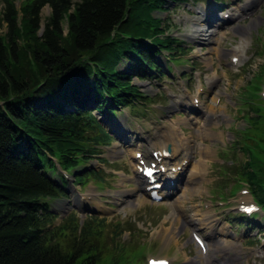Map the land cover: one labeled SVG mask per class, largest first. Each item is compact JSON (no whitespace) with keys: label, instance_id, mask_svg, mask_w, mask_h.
<instances>
[{"label":"trees","instance_id":"16d2710c","mask_svg":"<svg viewBox=\"0 0 264 264\" xmlns=\"http://www.w3.org/2000/svg\"><path fill=\"white\" fill-rule=\"evenodd\" d=\"M182 1L20 0L17 7L16 0H2L0 264H128L118 244L106 245L93 230L103 220L81 221L73 210L53 224L58 215L52 201L69 197L57 168L86 183L76 170L100 153L96 145L112 139L95 112L106 106L115 114L119 106L145 100L133 77L162 74L156 55L180 49L153 14ZM257 88L251 85L245 95L251 116L238 141L244 139L249 160L237 178L250 182L264 207V115L254 106L262 103ZM88 175L99 178L93 170Z\"/></svg>","mask_w":264,"mask_h":264},{"label":"rangeland","instance_id":"374dc122","mask_svg":"<svg viewBox=\"0 0 264 264\" xmlns=\"http://www.w3.org/2000/svg\"><path fill=\"white\" fill-rule=\"evenodd\" d=\"M199 1L168 2V9L154 12V17L164 22V34L176 38L180 43L174 45H180V49L171 55L166 51L156 55L164 67L162 74L133 77V83L147 96L145 100L130 107L119 106L115 114L109 113L106 106L101 114L95 112L100 124L114 135L113 140L107 145H96L100 153L89 157L76 170V174L87 177L86 184H77L74 174H66L69 197L51 203V210L58 215L54 225L75 209L80 211L77 216L81 221L89 218L87 214L95 216L96 221L103 220L101 224L95 223L93 230L99 229L106 245L118 244L120 253L128 256V264H146L148 257H165L172 264H193L194 260L196 264H205L204 255L192 238L194 229L212 238V248L216 241L235 246L238 264H264V212L257 210L254 221L246 226L244 222L240 224L242 217L236 211L241 201L252 202L245 186L247 183L251 187L250 182L237 178L241 165L249 160V154L241 149L244 139L240 142L238 137L251 116L246 104L249 100L245 98L248 92L252 93L251 85L258 87L253 91L262 103L256 102L254 106L261 107L264 115V70L260 69L264 62V0H257L253 8L249 6L252 0H222L228 4L235 1L236 5L231 4L234 6L229 9L236 14L245 11V16L240 21L241 15H232L238 22L228 27L225 24L220 30H216V25L221 21L212 22L214 17L209 15L216 10V0ZM248 2L245 9L243 5ZM19 4L20 0H16L17 7ZM2 6L0 0V11ZM48 13V6H44L42 17ZM204 16L209 18V23L201 20ZM196 27L202 28V35L193 36ZM210 36L214 39L210 40ZM233 54L237 60H233ZM120 70H125L124 63ZM194 96L202 104L197 115L188 109ZM112 124L130 130V145L118 141L111 130ZM198 128L204 129L205 135L200 136ZM174 130L194 153L189 155L191 160L178 190H165L170 195L160 202H152L140 192L141 188L135 190L139 177L134 172L133 152L137 150L149 156V143L163 140L166 132ZM182 138H177L178 142ZM182 150L186 154L187 145L183 144L179 153ZM200 150H204L202 154ZM181 157L172 161H180ZM90 170L96 171L99 178L89 176ZM236 170L238 173L234 174ZM219 186H223L222 196L228 197L226 202H219L223 198L215 192ZM234 190L235 194L231 195ZM85 207L92 212L83 213ZM205 214L214 219V228L200 223ZM117 224H120L118 228ZM139 253L141 256L134 262Z\"/></svg>","mask_w":264,"mask_h":264},{"label":"bare ground","instance_id":"6f19581e","mask_svg":"<svg viewBox=\"0 0 264 264\" xmlns=\"http://www.w3.org/2000/svg\"><path fill=\"white\" fill-rule=\"evenodd\" d=\"M256 1L257 0H252L251 1V3L249 4V2L248 3H246L245 5H243L244 7H245V9H247L248 8V4H249V6H251V8H253L254 7V5H255V3H256ZM206 15V14H205ZM233 17V16H232ZM203 22H204V24H207V23H209V18L207 17V16H204V18H202L201 19ZM201 20H199V21H201ZM198 21V22H199ZM245 31V30H244ZM200 32H202V28H200V27H196L195 28V30H194V32H193V36H194V34L195 33H198V34H201L202 35V33H200ZM215 32V31H214ZM214 32H213V34H214ZM210 40H213L214 39V37L213 36H210V38H209ZM218 50V49H217ZM232 56H237L236 54H233ZM213 82V81H212ZM211 108H212V106H211ZM210 122V121H209ZM198 129H200V130H198V134L200 135V136H203V135H205V132H204V129L202 130V128H198ZM197 130V129H196ZM208 135V134H207ZM165 136H166V140L165 141H163L161 144H159L158 142H156L155 144H157V145H154V148H153V150H160V151H163L164 149H166V145H167V143L168 142H170L171 143V145H172V149H171V153H170V157L172 158V157H174V156H177L178 154H180L179 153V148L180 147H182L183 146V144H185V145H187V152H186V154H184V156H183V158H182V161H181V164L180 163H176V164H171L172 166L169 168V169H172V167H175V170L176 171H174V172H169V173H167V174H165L164 176H166V175H168V176H173V177H176L179 173H178V171H177V169H176V167L178 166V165H181L182 166V162H183V159H187L188 160V162H189V160L191 159L190 158V156L189 155H192L191 154V151L190 150H192V153H193V149L192 148H190L189 147V145H188V143L187 142H184L183 140V138H182V136H179L178 135V133H177V130H174L173 132H169V134H166L165 133ZM182 138V140L180 141V142H178V140H177V138ZM171 139H173V140H171ZM176 142H178V143H176ZM205 146V145H204ZM206 149V148H205ZM208 149V148H207ZM152 150V151H153ZM115 151V153H116V149L114 150ZM202 151H204V150H202ZM201 150H200V153L202 154L203 152H202ZM208 151V150H207ZM210 151V150H209ZM136 152H134V154H135ZM210 153H211V151H210ZM209 153V154H210ZM199 161V160H198ZM137 163H138V161H137ZM161 163H166V161L165 160H162V162ZM203 165V164H202ZM183 167V166H182ZM136 171H137V169H136ZM200 173V172H199ZM136 174L138 175V172H136ZM196 175V174H195ZM138 180H137V184H138V186H137V188L135 189L136 191H138L140 188L142 189V192H143V194H145V191H144V189H145V187H142L143 186V181H142V179H141V177L138 175ZM193 180L192 181H195L196 180V178H192ZM187 190V189H186ZM185 190V191H186ZM209 213V212H208ZM208 213H206V214H208ZM204 215L200 220H201V224H206V225H208V227L209 228H214V225H215V221H214V219H212L211 218V216L210 215ZM209 238V237H208ZM214 244V247L212 248V252L211 253H208V255H207V264H211L213 261H215V260H218V257L216 256V255H220L222 258H228V255L230 254L229 252H228V250H224L225 248H222L221 247V243L220 242H215V243H213ZM226 246V245H225ZM208 251H209V249H208ZM231 258H232V255H229ZM233 259V261L234 262H236V260H239V259H237V258H232ZM192 263L193 264H196L197 262L194 260V261H192Z\"/></svg>","mask_w":264,"mask_h":264},{"label":"snow or ice","instance_id":"6c2138e0","mask_svg":"<svg viewBox=\"0 0 264 264\" xmlns=\"http://www.w3.org/2000/svg\"><path fill=\"white\" fill-rule=\"evenodd\" d=\"M153 171H154V168H148V169H146V173H147V175L149 176V177H151L152 176V173H153ZM251 209H249V211H250ZM154 264H161V262H154ZM163 264H166V262H163Z\"/></svg>","mask_w":264,"mask_h":264}]
</instances>
